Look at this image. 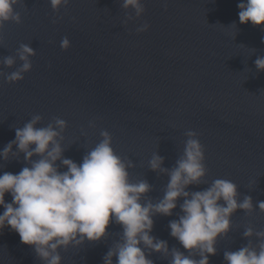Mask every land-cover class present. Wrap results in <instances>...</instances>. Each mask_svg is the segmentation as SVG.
Listing matches in <instances>:
<instances>
[{"label": "water", "instance_id": "obj_1", "mask_svg": "<svg viewBox=\"0 0 264 264\" xmlns=\"http://www.w3.org/2000/svg\"><path fill=\"white\" fill-rule=\"evenodd\" d=\"M124 2L67 0L53 8L50 0H19L14 5L21 22L8 21L0 28V150L36 116L41 118L36 127L53 126L63 157L77 164L107 132L115 154L132 164L130 181L151 186L143 205L163 198L169 173L185 158L187 142L197 140L205 175L186 190L203 191L224 179L236 185L238 203L246 197L252 201L250 211L237 209L231 215L230 230L217 239L209 264H227L226 251L249 244L259 251L255 233L264 231V211L258 207L264 202V70L255 61L264 58V28L239 22L241 0H140L139 13ZM64 38L66 49L61 47ZM22 44L34 50L31 70L22 80L9 82L6 78L23 64L17 55ZM6 57L14 58L11 67L4 64ZM57 120L65 126H57ZM157 155L167 171L151 169ZM26 166L23 153L10 155L0 159V174H17ZM5 200L11 202V195ZM182 203L180 198L171 216L152 217L150 235L166 241L169 249L165 255L144 248L153 264H171L172 249L200 259L199 250L189 252L170 234L169 224L182 214ZM249 227L253 235L246 238ZM106 231L98 242L60 247L61 264H104L123 235L116 223ZM0 264L47 262L5 227Z\"/></svg>", "mask_w": 264, "mask_h": 264}, {"label": "clouds", "instance_id": "obj_2", "mask_svg": "<svg viewBox=\"0 0 264 264\" xmlns=\"http://www.w3.org/2000/svg\"><path fill=\"white\" fill-rule=\"evenodd\" d=\"M19 0H0V28L4 23H20V14L14 5ZM67 0H50L53 8H58ZM124 7L141 11L140 0H125ZM239 22L264 28V0H241ZM144 26L143 31L148 29ZM69 41L64 38L62 48H67ZM34 50L28 45H21L17 52L22 66L12 72L6 79L18 82L23 73L31 70L29 57ZM13 57H6L4 64L11 67ZM256 66L264 70V58H258ZM41 118L36 116L23 128L16 129L15 140L0 150V159L23 153L25 162L30 167L13 174H0V234L5 227L18 233L20 242L35 249L38 256L47 264H61L58 249L71 243L83 244L85 240L98 242L107 235L110 223L122 226V242L107 252L104 264H153L146 258L144 248L158 253L168 254V244L150 235L153 228V216L161 214L171 216L177 208L182 214L178 220L169 224L170 234L189 252L199 250L200 259L172 249L171 264H209V256L216 254V241L225 235L231 227V215L237 210L252 209L251 197L243 202L236 199L237 187L230 180L217 179L203 191H187V187L198 184L205 175L201 163L203 153L197 140L190 139L185 148V158L177 162V167L169 173V183L164 196L157 203L150 201L141 204L144 194L151 190L146 181L132 183L127 169L131 162L124 161L115 154L111 147V137L107 132L104 137L77 164L63 157V149L58 142L59 133L53 126L36 127ZM63 128L65 122L56 121ZM194 135V133H189ZM15 145L17 152H13ZM33 157H38L33 159ZM59 161V165L57 162ZM163 158L154 156L150 161L153 171H167L161 167ZM61 166L66 171H61ZM10 194L11 202L5 196ZM223 201V204L220 203ZM258 207L264 211V202ZM253 229L247 228L244 236L251 237ZM255 235L260 239L259 251L251 244L237 251H226L224 259L227 264H264V231ZM143 245V247H141Z\"/></svg>", "mask_w": 264, "mask_h": 264}]
</instances>
